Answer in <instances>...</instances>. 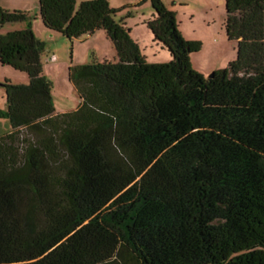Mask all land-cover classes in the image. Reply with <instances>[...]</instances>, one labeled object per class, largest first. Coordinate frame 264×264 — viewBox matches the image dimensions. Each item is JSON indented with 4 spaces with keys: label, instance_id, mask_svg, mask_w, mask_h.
Instances as JSON below:
<instances>
[{
    "label": "trees",
    "instance_id": "16d2710c",
    "mask_svg": "<svg viewBox=\"0 0 264 264\" xmlns=\"http://www.w3.org/2000/svg\"><path fill=\"white\" fill-rule=\"evenodd\" d=\"M145 21L172 59L148 62L109 0H38L69 40L115 49L69 68L79 104L56 112L44 43L0 34L11 130L0 135V264H264V0H225L236 57L204 76L202 47L162 0ZM0 5V28L29 20Z\"/></svg>",
    "mask_w": 264,
    "mask_h": 264
},
{
    "label": "rangeland",
    "instance_id": "374dc122",
    "mask_svg": "<svg viewBox=\"0 0 264 264\" xmlns=\"http://www.w3.org/2000/svg\"><path fill=\"white\" fill-rule=\"evenodd\" d=\"M83 1L76 0V7ZM176 13L178 29L185 38L202 42L201 49L191 56L192 66L204 76L222 69L236 57L237 43L228 40L225 32V0H162ZM6 10H21L30 19L18 23H6L0 34L11 30L34 28L35 37L44 43L40 54L42 74L52 82L51 95L56 112L74 110L79 104V96L69 79V68L104 59L112 60L115 49L102 29L92 34L69 40L59 32L45 28L38 14V0H0ZM111 9L119 10L118 18H123L130 37L138 44L148 62H164L172 59L168 49L153 41L151 31L145 21L154 13L151 0H109ZM27 85L26 72L0 63V110H6V94L3 83ZM11 130L6 118H0V135Z\"/></svg>",
    "mask_w": 264,
    "mask_h": 264
},
{
    "label": "crops",
    "instance_id": "0c3cea01",
    "mask_svg": "<svg viewBox=\"0 0 264 264\" xmlns=\"http://www.w3.org/2000/svg\"><path fill=\"white\" fill-rule=\"evenodd\" d=\"M18 29H21V28H18ZM33 30H34V28H33ZM35 31V30H34ZM89 35V34H88ZM115 57V56H114ZM114 59V58H113Z\"/></svg>",
    "mask_w": 264,
    "mask_h": 264
}]
</instances>
